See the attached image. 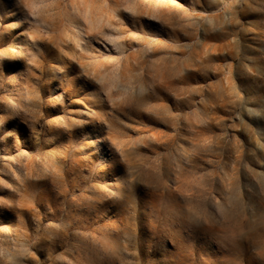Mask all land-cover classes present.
Listing matches in <instances>:
<instances>
[{
  "label": "rangeland",
  "instance_id": "1",
  "mask_svg": "<svg viewBox=\"0 0 264 264\" xmlns=\"http://www.w3.org/2000/svg\"><path fill=\"white\" fill-rule=\"evenodd\" d=\"M0 264H264V0H0Z\"/></svg>",
  "mask_w": 264,
  "mask_h": 264
},
{
  "label": "snow or ice",
  "instance_id": "2",
  "mask_svg": "<svg viewBox=\"0 0 264 264\" xmlns=\"http://www.w3.org/2000/svg\"><path fill=\"white\" fill-rule=\"evenodd\" d=\"M123 14L126 15V16L127 15H134V13H131V10L130 9H124L123 10Z\"/></svg>",
  "mask_w": 264,
  "mask_h": 264
}]
</instances>
